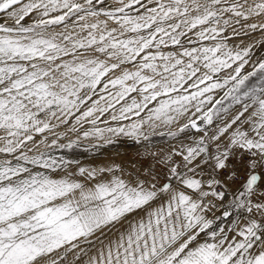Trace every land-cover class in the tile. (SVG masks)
Here are the masks:
<instances>
[{
	"label": "snow or ice",
	"instance_id": "snow-or-ice-1",
	"mask_svg": "<svg viewBox=\"0 0 264 264\" xmlns=\"http://www.w3.org/2000/svg\"><path fill=\"white\" fill-rule=\"evenodd\" d=\"M0 264H264V0H0Z\"/></svg>",
	"mask_w": 264,
	"mask_h": 264
},
{
	"label": "rangeland",
	"instance_id": "rangeland-1",
	"mask_svg": "<svg viewBox=\"0 0 264 264\" xmlns=\"http://www.w3.org/2000/svg\"><path fill=\"white\" fill-rule=\"evenodd\" d=\"M85 144L87 142H84ZM154 143L161 145L165 143L162 138H155ZM137 146L131 141L122 140L111 146L104 147L94 152H86L83 148L74 149L71 152H65L63 155L79 159L83 164L89 166H102L105 163L115 161L116 163H125L135 156ZM61 153H57L60 155Z\"/></svg>",
	"mask_w": 264,
	"mask_h": 264
}]
</instances>
